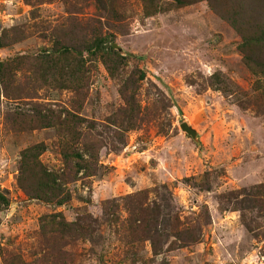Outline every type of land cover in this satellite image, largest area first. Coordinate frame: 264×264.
I'll return each instance as SVG.
<instances>
[{
  "label": "rangeland",
  "instance_id": "374dc122",
  "mask_svg": "<svg viewBox=\"0 0 264 264\" xmlns=\"http://www.w3.org/2000/svg\"><path fill=\"white\" fill-rule=\"evenodd\" d=\"M0 264H264V0H0Z\"/></svg>",
  "mask_w": 264,
  "mask_h": 264
},
{
  "label": "trees",
  "instance_id": "16d2710c",
  "mask_svg": "<svg viewBox=\"0 0 264 264\" xmlns=\"http://www.w3.org/2000/svg\"><path fill=\"white\" fill-rule=\"evenodd\" d=\"M75 119H80L81 120V118H79V117H76ZM36 148V147H35ZM79 163H81V164H78L79 165V168H78V170H80V171H82L83 172V175H85V176H91V175H94L95 173H96V171H97V169H96V166H95V161L94 160H92V163L91 162H89L87 159H84V158H81V160H79ZM94 163V164H93ZM67 195V194H66ZM112 214H114V212H112L111 213V215ZM81 216H87V213L85 212V213H81L80 214ZM115 219V218H114ZM92 221L94 222V225L93 226H96V227H98L99 228V226H100V221H99V219H92ZM117 221V220H116ZM116 221H113V222H116ZM89 225H91L90 223H89ZM79 227L82 229L83 228V226L82 225H80L79 224ZM84 229H83V232L82 233H79V235L82 237V238H87V236H86V234H87V230L85 231V233H84ZM152 243V242H151ZM154 244H153V251H154Z\"/></svg>",
  "mask_w": 264,
  "mask_h": 264
},
{
  "label": "water",
  "instance_id": "95a60500",
  "mask_svg": "<svg viewBox=\"0 0 264 264\" xmlns=\"http://www.w3.org/2000/svg\"><path fill=\"white\" fill-rule=\"evenodd\" d=\"M180 128L183 131H185L187 134H189L191 136H195V131L186 122H182L180 124Z\"/></svg>",
  "mask_w": 264,
  "mask_h": 264
}]
</instances>
